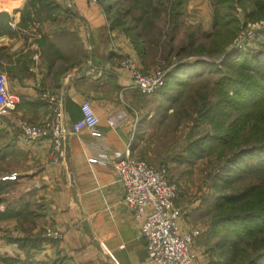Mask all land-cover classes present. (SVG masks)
Segmentation results:
<instances>
[{
    "label": "crops",
    "instance_id": "obj_1",
    "mask_svg": "<svg viewBox=\"0 0 264 264\" xmlns=\"http://www.w3.org/2000/svg\"><path fill=\"white\" fill-rule=\"evenodd\" d=\"M52 1L61 12L47 16L37 2L34 7L31 0H0V18L7 17L0 20V74L20 99L14 112L0 116V264H144L148 251L141 223L124 205L113 160L92 164L89 159L128 146L137 158L150 130L132 109L149 98L130 87L131 73L122 61L130 58L145 72L158 67L144 63L129 35L110 28L106 4ZM183 10L182 26L213 32L211 0H186ZM237 16L241 22L247 17L239 7ZM44 91L65 96L72 125L82 119V102L90 101L102 136L79 127L57 161L50 139L27 142L19 122L48 121ZM120 110L130 119L113 129L107 120ZM7 176L17 179L3 182ZM180 226L192 228L184 219ZM47 230L62 238L46 237Z\"/></svg>",
    "mask_w": 264,
    "mask_h": 264
},
{
    "label": "trees",
    "instance_id": "obj_2",
    "mask_svg": "<svg viewBox=\"0 0 264 264\" xmlns=\"http://www.w3.org/2000/svg\"><path fill=\"white\" fill-rule=\"evenodd\" d=\"M104 1L99 2L106 4L107 12L111 11L110 28L130 36L144 63L159 44H165L168 73L162 90H173L176 101L188 99L191 89L202 83L205 70L217 74L212 89L199 92L194 98L198 100H193L195 113L191 118L189 116V120H196L197 127L205 124L208 129L189 144L188 154H204V144L207 150L219 156L226 150L234 151L224 160L216 177L224 187L232 186L233 191L215 197L211 206L209 238L214 241L209 249L218 252L211 263L264 264V34L260 35L258 52H229L226 49L248 23L264 19V0H211L213 32L206 35L204 44L196 46V31L188 29L187 42H182L179 47L171 45L183 24L181 18L186 0H161L158 8L153 10L166 16V27L169 28L168 32L158 33L159 39L149 37L152 34L147 28L152 24L153 17L147 13L153 6L152 0H129V5H126L127 0H119L125 4L121 12L113 11L111 3L115 0ZM36 2L47 16L54 10H61L52 0H31L34 7ZM238 7L247 15L245 23L237 16ZM135 9L142 15L132 17L133 23L128 22L127 16ZM141 22L146 25L139 26ZM2 29L1 25L0 31ZM172 58L177 61L173 66ZM216 59L219 63L214 62ZM254 177L255 181H245ZM237 182L239 186L235 184Z\"/></svg>",
    "mask_w": 264,
    "mask_h": 264
},
{
    "label": "built area",
    "instance_id": "obj_3",
    "mask_svg": "<svg viewBox=\"0 0 264 264\" xmlns=\"http://www.w3.org/2000/svg\"><path fill=\"white\" fill-rule=\"evenodd\" d=\"M87 1L91 5L98 3L97 0ZM261 34H264V19L248 23L228 47V51H246L251 43L257 48ZM122 66L131 73L130 87L146 97L155 95L165 86L166 70L145 72L130 58L124 59ZM41 99L50 108L48 121L39 126L21 120L19 128L27 142L50 139L55 161L60 159L67 138L76 133L79 127L87 128L93 137L102 136L100 119L90 101L82 102V119L72 125L66 120L65 96L62 93L44 91ZM19 102V97L9 91L7 76L0 74V116L14 112ZM129 119L127 112L120 110L107 122L111 128L119 129ZM110 160H113L119 182L125 190L124 205L141 223L140 236L146 242L148 251L144 264H197L193 246L201 231L193 228L182 231L180 221L183 213L177 206L179 187L171 180L167 168L157 169L145 160L135 158L131 146L124 152L116 151L112 155L103 153L89 159L92 164H107ZM16 179V176H7L1 180L10 182ZM45 236L53 240L62 238L61 233L52 230H47Z\"/></svg>",
    "mask_w": 264,
    "mask_h": 264
},
{
    "label": "rangeland",
    "instance_id": "obj_4",
    "mask_svg": "<svg viewBox=\"0 0 264 264\" xmlns=\"http://www.w3.org/2000/svg\"><path fill=\"white\" fill-rule=\"evenodd\" d=\"M97 1L99 2L100 0ZM104 2H107V0ZM159 2L161 0H152L153 6L151 9H147V13L153 17L151 18V26L147 27L150 34H152L149 37L155 39H159L157 35L160 31L168 32L169 29L166 27V16L160 12L155 13L153 11L158 8ZM111 4L115 12L124 10L125 4L123 3L122 5L119 0H115ZM129 4L128 2L126 5ZM60 12L61 10L58 11V14ZM141 15L142 12L139 9H135L132 14L130 13L127 16V21L133 23L132 19ZM138 25L145 26L146 23L141 22ZM187 28L186 26L180 27V31L171 46L179 47L182 42H187V39H185L189 31ZM195 31L197 34L196 46L204 44L207 39L205 38L206 35L201 34L198 30ZM230 45L231 43L227 46V50ZM257 48L251 43L248 49L242 52H258L260 49ZM157 50L158 52H156ZM166 50L167 47L165 44L161 43L156 51L148 58V61L152 62L155 67H158V70H167L165 68L166 60L164 58V55L167 54ZM205 60H208V58H205ZM262 60H264V57H262ZM219 61L216 59L214 62L219 63ZM170 62H172L171 66H173L177 61L175 58H172ZM217 77V74L213 70H205L204 75L201 77L202 83L195 85L191 89L188 99L185 98L176 101V95L173 90L168 92L161 89L152 97H148L149 99H141L139 105H135L132 109L134 112H138L137 115L140 114L143 117V123L146 121L148 125L146 128L150 130L148 139L136 155L137 158L145 160L157 169L167 168L171 180L179 187L177 206L182 210V219L193 229H199L201 231V235L196 239L193 246L197 254V264H212V259L217 258L216 254L218 252H210L212 250L209 249L214 241V239L209 238L212 216V213H210L211 206L215 202V197L220 194H231L233 191L232 186L224 187L223 183L216 177L220 173L224 160L228 159L234 151L226 150L222 156H219V154L207 150V145L204 144V154L195 156L188 154L189 144L196 138L202 137L208 129L205 124L198 125L197 127L196 120H189V116L191 118L195 113L193 112V108L195 107L193 100L198 101L194 98L198 96L199 92H208V90H211ZM178 90H180V87H178ZM151 113L152 119H149ZM194 117L197 119L198 115L196 114ZM29 123L39 126L42 125L33 122ZM140 129L142 130L141 127ZM141 133L143 134V132ZM217 152H220L219 148ZM226 175L223 174L222 176ZM245 181H255V177ZM235 184L240 185L239 182Z\"/></svg>",
    "mask_w": 264,
    "mask_h": 264
},
{
    "label": "bare ground",
    "instance_id": "obj_5",
    "mask_svg": "<svg viewBox=\"0 0 264 264\" xmlns=\"http://www.w3.org/2000/svg\"><path fill=\"white\" fill-rule=\"evenodd\" d=\"M10 7V6H9Z\"/></svg>",
    "mask_w": 264,
    "mask_h": 264
}]
</instances>
